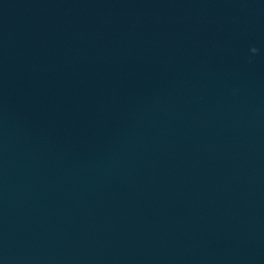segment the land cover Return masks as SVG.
Here are the masks:
<instances>
[{
	"label": "water",
	"instance_id": "95a60500",
	"mask_svg": "<svg viewBox=\"0 0 264 264\" xmlns=\"http://www.w3.org/2000/svg\"><path fill=\"white\" fill-rule=\"evenodd\" d=\"M0 264H264V0H0Z\"/></svg>",
	"mask_w": 264,
	"mask_h": 264
}]
</instances>
